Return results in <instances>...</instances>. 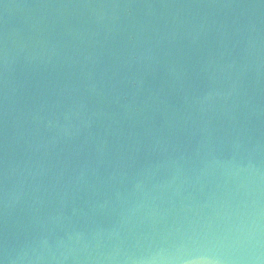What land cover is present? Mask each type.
Listing matches in <instances>:
<instances>
[{
    "label": "water",
    "instance_id": "95a60500",
    "mask_svg": "<svg viewBox=\"0 0 264 264\" xmlns=\"http://www.w3.org/2000/svg\"><path fill=\"white\" fill-rule=\"evenodd\" d=\"M3 264H264V0H0Z\"/></svg>",
    "mask_w": 264,
    "mask_h": 264
},
{
    "label": "clouds",
    "instance_id": "9594fccd",
    "mask_svg": "<svg viewBox=\"0 0 264 264\" xmlns=\"http://www.w3.org/2000/svg\"><path fill=\"white\" fill-rule=\"evenodd\" d=\"M0 264H3V262H2V261H0Z\"/></svg>",
    "mask_w": 264,
    "mask_h": 264
}]
</instances>
